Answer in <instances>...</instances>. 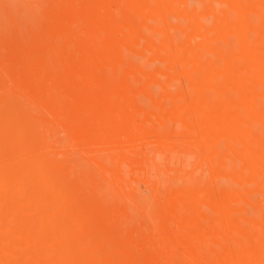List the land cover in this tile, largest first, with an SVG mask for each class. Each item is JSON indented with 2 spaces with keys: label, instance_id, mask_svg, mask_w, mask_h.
Here are the masks:
<instances>
[{
  "label": "bare ground",
  "instance_id": "obj_1",
  "mask_svg": "<svg viewBox=\"0 0 264 264\" xmlns=\"http://www.w3.org/2000/svg\"><path fill=\"white\" fill-rule=\"evenodd\" d=\"M36 9H1L0 264H264V0ZM59 133L87 158L152 140L124 155L148 191Z\"/></svg>",
  "mask_w": 264,
  "mask_h": 264
},
{
  "label": "rangeland",
  "instance_id": "obj_2",
  "mask_svg": "<svg viewBox=\"0 0 264 264\" xmlns=\"http://www.w3.org/2000/svg\"><path fill=\"white\" fill-rule=\"evenodd\" d=\"M37 2H38V0H0V24H1V22H2V26H0V28L2 29V32H1V29H0V33H2V35L5 33V31H7V29H9V27H11V23L13 24V21L11 22H9V20L4 16V11H2V10H10L11 12H14V13H16V11H17V9L19 10H21V12L20 13H18L17 14V18H15V20H16V22H18V21H20V22H18V24H20V23H24L25 22V20H26V22L29 20V21H31V17L30 16H28L29 15V12H31L32 10H34V12H37V16L38 15H40L39 13L40 12H38V10L36 9L37 8ZM2 5V6H1ZM24 5V6H23ZM36 6V7H35ZM8 7V8H7ZM29 9H28V8ZM4 8V9H3ZM17 8V9H16ZM2 9V10H1ZM32 9V10H31ZM36 10V11H35ZM27 12V13H26ZM19 14H21L20 16H24L23 18H21L20 16H19ZM36 14V13H35ZM28 17H27V16ZM21 20H20V19ZM3 21L6 23H3ZM7 21V22H6ZM28 21V22H29ZM32 22V23H31ZM29 24L30 25H34V20H32ZM8 25H9V27H8ZM4 27V28H3ZM5 28H7V29H5ZM23 29H25V28H23ZM23 29H22V32H23ZM25 31V30H24ZM1 35V34H0ZM32 106H35L36 108H37V110L39 111V109L41 110V107H39L38 106V104H32ZM42 113L44 114V112L42 111ZM58 136H60V141L61 142H64V143H66L67 142V146H62V147H64L65 149H67L68 150V158H69V161H71V163H74L75 165H77L78 167H82V168H84V169H94L95 167H96V164H95V162L91 159V155L92 156H97V157H100V156H107V155H109L110 153H112V154H116L117 155V157H118V164H119V166H120V168H121V176H120V178H119V180H118V183L116 184V188L117 189H119V190H121V188L122 187H126L127 185H132V186H130L131 188H137V189H141L142 191L141 192H143V190H144V194L148 191H146L145 192V189H146V187L143 185L144 183H142L144 180L143 179H145V178H147V176L148 175H143V173H141V175H133L132 174V172L129 170V168L126 166V159H125V157H124V155L125 154H129L130 152H132V150L133 149H139L138 151H140V153L141 154H143V153H145V151L146 152H148V151H150L149 149H152V148H150V147H154V146H156V144L155 145H153L154 143H153V141L152 140H142V141H140V142H137L136 144V146H134V145H126L125 147H117V148H112L111 150H109V149H103V148H101L100 146H92L88 151L89 152H91V153H89L90 155H89V158H87V156L85 157L84 156V153H82V152H80V149H79V147H77L75 144H73V143H68V140H66L65 139V137H64V135L62 134V133H59V135ZM22 146V145H21ZM157 147V146H156ZM154 149V148H153ZM156 149V148H155ZM154 149V150H155ZM148 150V151H147ZM158 150V149H157ZM157 150H155L156 152H157ZM159 150H161V149H159ZM177 151V150H176ZM143 152V153H142ZM156 152H154L153 154H154V156H155V153ZM159 152V151H158ZM158 152H157V154H156V159H157V161L159 162V163H161L162 161L163 162H165L166 160V155H163V154H165V153H163L162 151L161 152H159V154H158ZM139 153V152H138ZM139 153V154H140ZM151 153H152V151H151ZM151 153H150V155H151ZM168 153V152H167ZM146 154V153H145ZM143 155L142 157H144V156H146V155ZM148 154V153H147ZM153 154L151 155V156H153ZM169 154V153H168ZM167 154V155H168ZM179 154V153H178ZM149 155V156H150ZM181 155V154H180ZM149 156H147V157H149ZM161 156V157H160ZM163 159V160H162ZM179 159H181V158H179ZM179 159H175L174 161H172L171 160V164L172 165H174V164H176V163H178V165L176 164L175 166H174V170L175 171H177V176L178 175H181V170H180V167H181V165H180V162L182 161V160H179ZM162 162V164H163V166L165 165L164 163ZM172 162H174V164L172 163ZM176 162V163H175ZM79 169V168H78ZM180 170V171H179ZM181 172V173H180ZM138 174V173H137ZM152 175V177H154V172L152 171V173H151ZM81 176V175H80ZM99 176H101V175H95V178L93 177V175H92V177L90 176V178L91 179H95L96 180V177H97V181L99 180H101L102 179V177H100V179H99ZM150 175L148 176V177H151ZM156 177H157V175H155ZM169 176V175H168ZM172 175H170L169 177H166V180H167V178H170ZM176 175H174V178L172 177L171 179H175L176 180V177H177ZM79 177V175H71V179H77ZM81 177H83V179H85V178H87V176L85 177L84 175H82ZM143 177H145V178H143ZM151 177V178H152ZM178 177H181V176H178ZM177 177V178H178ZM141 178V179H140ZM143 178V179H142ZM260 178L262 179V177L260 176L259 177V180H260ZM164 180V179H163ZM224 180H226V179H224ZM223 180V181H224ZM263 180V179H262ZM83 181V180H82ZM142 181V182H141ZM165 181V180H164ZM164 181H162V183L164 182ZM168 182H169V180H168ZM170 182H171V180H170ZM173 182H175L174 180L171 182L172 184H173ZM227 182V181H226ZM263 182H264V180H263ZM107 184H109V181L107 182ZM169 184V183H168ZM168 184H166V182H165V185H164V188L163 189H165L166 187V185L168 186ZM162 185V186H163ZM171 185V184H170ZM135 186V187H134ZM145 189H144V188ZM140 192V191H139ZM140 195V194H139ZM121 202L122 203H124V202H128V199H126L125 197L121 200ZM62 208H63V211L66 213V214H70L71 213V206H70V204H68V203H64L63 205H62Z\"/></svg>",
  "mask_w": 264,
  "mask_h": 264
}]
</instances>
